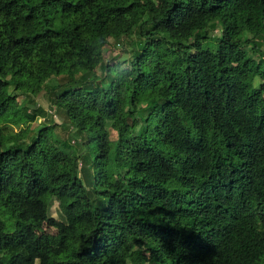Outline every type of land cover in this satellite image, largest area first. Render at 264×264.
Returning <instances> with one entry per match:
<instances>
[{
    "label": "trees",
    "instance_id": "obj_1",
    "mask_svg": "<svg viewBox=\"0 0 264 264\" xmlns=\"http://www.w3.org/2000/svg\"><path fill=\"white\" fill-rule=\"evenodd\" d=\"M247 34L264 37V0H0V264H264V55ZM134 35L127 68L104 63ZM43 92L79 144L12 130L44 113L18 98Z\"/></svg>",
    "mask_w": 264,
    "mask_h": 264
},
{
    "label": "rangeland",
    "instance_id": "obj_2",
    "mask_svg": "<svg viewBox=\"0 0 264 264\" xmlns=\"http://www.w3.org/2000/svg\"><path fill=\"white\" fill-rule=\"evenodd\" d=\"M212 35V37L214 35H219V31L216 30L215 32H211L210 33ZM246 37L250 40H252L253 42H256L259 46H260V51L261 54L264 55V37L263 38H254V36L252 34H247ZM140 39L138 38L137 35H134L132 38H127L124 39L123 41H121L118 45L117 42L111 40L110 45H108L105 48L104 51V63L108 64V63H113V62H118V63H124L126 60L127 62L125 63V67L123 68H127L126 66L128 64H130V62L133 60L134 58V50L137 49V45L139 44ZM251 45L253 46V43H251ZM166 48L161 49V52L165 51ZM250 52V51H249ZM252 52H250L251 54ZM254 55V54H252ZM256 57V56H255ZM172 58V57H171ZM152 60H154V58H152ZM99 74L100 76H104V73H102V68L99 67ZM176 89L172 88L171 91H175ZM53 96L51 94H47L46 92L41 93L40 95H38L37 97H26L24 95H21L18 98V104L21 105L22 103H24V105H27L28 107H32V103L30 102L32 99L34 100V102L37 103V106L41 107L44 110V113L42 115H40L37 119V121H35L34 123L30 124V125H21L20 127L17 126H13L12 130H14V132H19L20 130H25L27 128V133L25 134L24 137V143L28 144V142H30L31 137H33L38 129H40L41 126L43 125H51L53 126V135L60 141H66L68 139H71L73 137L74 141L76 143H80L82 140V136L77 135L76 136V131L75 128H73L68 120V118L66 117L65 113L63 111H58L56 110L52 103L50 102V98H52ZM116 133L111 131V138L112 141H114L116 139ZM75 142H72L71 145V150L73 152V154H77L78 155L82 152L81 155L85 156L88 155L87 158H89V156L91 157L93 155V150L91 149H87V147L84 146H80L78 144H75ZM114 144V142H113ZM113 144L111 145V153L114 150V146ZM81 148H80V147ZM66 150V149H65ZM69 151V150H68ZM113 165L111 163L110 168H109V178L110 180H115L117 178V175L114 172V169H112ZM98 202V201H97ZM48 217L50 219H54V220H62V216L60 213V209H59V202L56 199H52V201L49 204V211H48ZM46 229H50V231H54V228H47Z\"/></svg>",
    "mask_w": 264,
    "mask_h": 264
}]
</instances>
